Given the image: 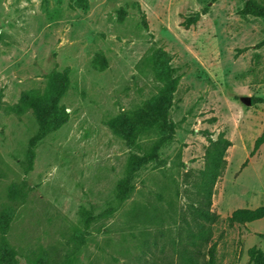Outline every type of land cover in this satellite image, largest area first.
Returning <instances> with one entry per match:
<instances>
[{"label": "rangeland", "instance_id": "1", "mask_svg": "<svg viewBox=\"0 0 264 264\" xmlns=\"http://www.w3.org/2000/svg\"><path fill=\"white\" fill-rule=\"evenodd\" d=\"M74 1L0 0V209L13 183L27 194L14 205L12 245L23 253L44 247L68 264H176L174 249L185 243L200 200L206 136L224 134L232 146L211 206L220 215L217 264H250L249 250L264 249V218L233 227L226 219L264 207V144L251 156L264 103H246L264 99V18L243 15L242 0H90L87 12ZM159 51L180 76L170 111L176 133L118 207L117 184L134 149L106 123L157 93L148 58ZM99 56L103 70L94 64ZM65 69L70 87L61 104L69 119L38 142L28 171L38 116L10 108ZM82 207L97 216L86 230ZM78 230L86 232L76 249Z\"/></svg>", "mask_w": 264, "mask_h": 264}, {"label": "trees", "instance_id": "2", "mask_svg": "<svg viewBox=\"0 0 264 264\" xmlns=\"http://www.w3.org/2000/svg\"><path fill=\"white\" fill-rule=\"evenodd\" d=\"M90 0H76L74 7L87 12ZM217 1V0H214ZM243 15L264 18V4L258 0H242ZM144 20V15H143ZM199 16L187 19L183 26L187 29L196 24ZM145 26H147L144 21ZM151 63V72L154 80L159 83V89L144 104L136 109L122 111L117 116L107 121V126L120 139L129 143L134 152L130 154L123 178L117 184L118 207L131 195L135 188V178L142 167L159 161L160 150L169 143L176 133V124L170 117L173 107L174 95L180 83V76L173 68L165 53L155 52L148 58ZM95 67L101 70L105 67L102 56L95 59ZM70 87V71H52L47 76L46 87L23 92L17 105L10 108L17 115L33 112L38 116L39 130L30 141V149L27 154V170L32 169L35 158L34 148L38 142L51 132L57 131L65 125L69 119L65 107L61 104L63 96ZM264 103V99H252V104ZM209 145L204 156V169L200 171L197 188L200 200L192 205L193 226L188 228L185 243L181 248L174 249L176 264H217L218 245L213 241L214 227L220 220V215L211 210L213 190L220 179L223 178L227 166L228 149L232 142L220 134L213 139L208 134ZM264 144V129L254 144L251 156H254ZM26 192L16 183L8 188V202L0 209V264H22L20 257L26 264H68L67 260H59L54 252L44 247L31 249L26 253L12 245L9 239V231L15 218V206L23 202ZM117 207L105 211L101 216L113 214ZM80 222L84 229L97 220L92 209L82 207L79 212ZM264 218V207L256 209L240 208L235 210L227 219L229 227L234 225H247ZM78 230L72 237L75 248H79L84 241V232ZM264 240V234L258 235ZM250 264H264V249L253 247L248 252Z\"/></svg>", "mask_w": 264, "mask_h": 264}, {"label": "water", "instance_id": "3", "mask_svg": "<svg viewBox=\"0 0 264 264\" xmlns=\"http://www.w3.org/2000/svg\"><path fill=\"white\" fill-rule=\"evenodd\" d=\"M246 103L249 104V105H251L252 104L251 99H246Z\"/></svg>", "mask_w": 264, "mask_h": 264}, {"label": "crops", "instance_id": "4", "mask_svg": "<svg viewBox=\"0 0 264 264\" xmlns=\"http://www.w3.org/2000/svg\"><path fill=\"white\" fill-rule=\"evenodd\" d=\"M250 224V223H249ZM249 224H247V225H249Z\"/></svg>", "mask_w": 264, "mask_h": 264}]
</instances>
